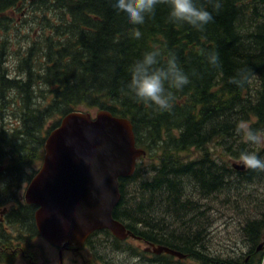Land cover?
<instances>
[{"label":"trees","instance_id":"1","mask_svg":"<svg viewBox=\"0 0 264 264\" xmlns=\"http://www.w3.org/2000/svg\"><path fill=\"white\" fill-rule=\"evenodd\" d=\"M195 2L213 17L203 31L170 22L167 3L160 0L136 26L142 35L135 39L133 26L110 0H0V63L15 42L12 33L19 38L24 31L25 38L16 41V76L0 74V114L11 109L15 116L10 131L0 130V173L32 168L34 175L62 117L109 111L132 121L137 145L147 151L133 177L120 180L114 219L138 238L133 244L166 247L187 258L149 256L139 245L115 238L117 247L150 264H264V251L247 261L244 247L228 256L205 255L212 249L202 228L203 207L216 206L222 195L230 203L239 181L250 190L263 180L264 170L239 172L230 158L238 159L242 150L264 157V146L245 144L235 133L240 120L264 130V0H218L219 9L216 0ZM153 48L165 57L174 53L190 80L181 90L169 89L174 99L168 111L138 102L126 87L130 64ZM209 52L219 55L218 68L208 63ZM241 70L250 75L243 87L232 82ZM219 146L222 151H215ZM236 198L238 218L245 219L242 234L255 252L264 240V206L244 195ZM22 212L17 221L36 232L35 208ZM94 235L114 239L108 230Z\"/></svg>","mask_w":264,"mask_h":264},{"label":"water","instance_id":"2","mask_svg":"<svg viewBox=\"0 0 264 264\" xmlns=\"http://www.w3.org/2000/svg\"><path fill=\"white\" fill-rule=\"evenodd\" d=\"M134 125L128 118L101 110L71 112L49 134L41 168L26 192V200L39 207L36 224L52 245L65 249L84 246L95 231L108 229L120 240L131 232L114 219L121 201L119 179L131 178L140 157ZM237 170H245L234 164ZM185 258L169 248H154Z\"/></svg>","mask_w":264,"mask_h":264},{"label":"clouds","instance_id":"3","mask_svg":"<svg viewBox=\"0 0 264 264\" xmlns=\"http://www.w3.org/2000/svg\"><path fill=\"white\" fill-rule=\"evenodd\" d=\"M169 12V21L174 24H187L193 29L203 31L213 19L211 12L198 7L195 0H165ZM160 0H110L111 8L120 13L129 25H132L131 35L139 39L142 35L138 27L143 25L146 17L152 15ZM214 8L219 9L218 0ZM208 63L219 67V55L216 52L207 54ZM129 80L127 89L138 101L152 106L160 111H168L172 107L173 94L169 89L181 90L190 83L188 74L179 65L174 53L165 57L158 48L145 51L128 68ZM250 75L241 70L232 82L243 87L248 83ZM235 133L241 141L256 147L264 146V130L253 129L247 121L240 120L235 126ZM239 164L245 169L264 170V157L256 151L242 150L238 155ZM98 254L103 257L104 264H140V257L132 255L127 250L113 248L110 244L100 246Z\"/></svg>","mask_w":264,"mask_h":264},{"label":"flooded vegetation","instance_id":"4","mask_svg":"<svg viewBox=\"0 0 264 264\" xmlns=\"http://www.w3.org/2000/svg\"><path fill=\"white\" fill-rule=\"evenodd\" d=\"M13 21V19H12ZM13 58V53L11 49L7 50L3 57V62L0 63V74L9 76L11 78L12 71L9 68V61ZM15 121L14 112L11 109L9 111L5 110L0 117V130L10 131ZM10 124V125H9ZM31 169V168H29ZM27 169V170H29ZM243 174V173H242ZM30 175L31 178L25 179V176ZM33 173H0V261H6L4 264H49L45 256V248H53L57 250L60 254V249L52 244H50L38 231L35 221L36 211L39 209L37 205H33L27 202L26 192L33 180ZM224 204V200L221 198L220 206L216 205L219 209L216 210L213 207L206 209L203 207V212L205 217L204 222L206 223L207 229L204 230L209 236L210 229L213 224V212H221V205ZM35 208L34 212V223L35 228L37 229L34 232L30 227H24L17 220H21V209ZM216 210V211H215ZM17 213L16 215H14ZM98 239V236L92 235L87 240L85 249L92 248L96 252L95 243ZM138 240L136 238H133ZM107 244H112L113 248L120 249L117 247V243L114 239L107 240ZM110 244V245H111ZM144 248L149 245L146 242L139 243ZM111 245V246H112ZM250 250L244 251L243 256L249 258L252 255L261 253L264 250V245L262 250H258V247L255 252L252 251V246L249 245ZM248 248V247H246ZM84 250V249H83ZM68 251H77L75 253L81 252L82 250L77 249H68ZM215 252L214 250H206L203 253L210 255ZM216 256L222 255L221 251H217ZM61 264V262H60Z\"/></svg>","mask_w":264,"mask_h":264},{"label":"rangeland","instance_id":"5","mask_svg":"<svg viewBox=\"0 0 264 264\" xmlns=\"http://www.w3.org/2000/svg\"><path fill=\"white\" fill-rule=\"evenodd\" d=\"M13 17L15 18L16 15L14 14ZM11 38L15 42L11 46V53H13V58L9 61V66H10L9 68L11 69V71H12L11 73L13 75V76H11V78H14L16 76L15 52H17L16 47L18 46V43L16 41L18 39L19 43H20V41L25 39L24 38V31L22 32V34L20 35L19 38L17 37V35L15 33H12ZM91 113L94 116H96L97 111H92ZM0 117H1V114H0ZM212 145H214V144H212ZM215 151L221 152L222 149L219 146L218 149ZM230 162H231V164L234 162L239 163L238 159H233V158L232 159L230 158ZM144 164L147 165V161H145ZM32 170L33 169L31 168L28 171L32 173ZM261 174L263 176V178H262L263 180H260L259 181L260 183L255 182L254 186H252V189H250V190L247 189V187H248L247 184H244L243 182L239 181L238 184L234 185V189L232 187V189L234 190L233 195L236 197H241L242 195H244V197H248V198H246V200L250 199V200L260 201L264 206V182H261V181H264V173H261ZM217 191L219 192V191H221V189L219 188V189H217ZM239 193H240V196H239ZM234 196H231V198H230L231 202L230 203L221 205V208H220L221 212H213V224H212V227L210 229V233H209L210 235L207 237L208 244L210 245L211 249L215 251V252L210 254L211 257L216 256L215 253L218 250L221 251V253H223L222 254L223 256L230 255L232 253V251H235V249L239 250L240 247H244L245 252L250 250L249 244L247 242V237L246 236L244 237L242 234V227L245 224V219L238 218L239 217L238 215H241V213H242V208H241V203H240L241 201H239ZM228 197H230V196L229 195H226V196L222 195L221 198L223 200H227ZM235 198H236V200H235ZM224 205H227V207L226 206L224 207ZM219 206H220V203H219ZM213 208L216 210L219 209L214 204H213ZM263 212H264V210H263ZM252 218L256 219L257 216L252 217ZM202 228H204L205 230L207 229L205 222H204V225L202 226ZM263 239H264V235H263ZM133 243H134L133 239L130 242H128V244H133ZM105 244H107L106 241H104L102 238L98 237V239L96 240V243H95L96 252L92 248H88L85 250L81 249L82 251L78 252V253H75L77 251L65 252L63 254V263L62 264H104L103 257H101L98 254L97 249L100 246H103ZM262 244L264 245V242ZM137 245L140 246V248H141L140 251H143L145 246H143L139 243L133 244L132 247H137ZM112 247H113V245H112ZM246 247H248V248H246ZM121 250H123V249H121ZM124 250L129 251L128 248H126ZM44 251H45L46 260L48 261L49 264H60V262H61L60 261L61 260L60 254L58 253L57 250H54L53 248L49 247V248H45ZM129 253L132 254L130 251H129ZM148 255L151 256L150 254H148ZM149 256H147V257L152 258ZM244 258H245V260L250 261L249 260L250 257L247 258L244 256ZM148 261L149 260H145V259L140 258V264H150ZM165 262L166 261H164L163 264H166ZM20 264H23V263H20ZM153 264H161V263L156 262Z\"/></svg>","mask_w":264,"mask_h":264},{"label":"bare ground","instance_id":"6","mask_svg":"<svg viewBox=\"0 0 264 264\" xmlns=\"http://www.w3.org/2000/svg\"><path fill=\"white\" fill-rule=\"evenodd\" d=\"M56 37V36H55ZM5 75V74H4ZM20 118V117H19ZM235 179V178H234ZM201 212V211H200ZM234 222V221H233ZM122 223V222H121ZM124 224V223H123ZM210 235V234H209Z\"/></svg>","mask_w":264,"mask_h":264}]
</instances>
